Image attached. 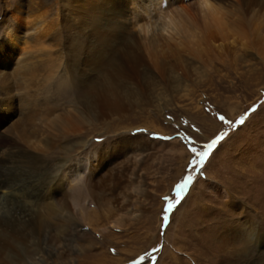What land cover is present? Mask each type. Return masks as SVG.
Listing matches in <instances>:
<instances>
[{
	"label": "rangeland",
	"instance_id": "obj_1",
	"mask_svg": "<svg viewBox=\"0 0 264 264\" xmlns=\"http://www.w3.org/2000/svg\"><path fill=\"white\" fill-rule=\"evenodd\" d=\"M170 1L194 24L144 33L128 0H0V135L11 134L27 175L0 189L14 195L0 200V230L29 190L42 227L22 264H264V20L203 30L198 0ZM230 1L215 2L226 12ZM37 10L57 24L51 49L19 57L8 39L33 44L25 23ZM131 43L146 68L121 57ZM141 136L153 143L138 151L129 140ZM193 146L209 152L202 164ZM67 204L72 212H52ZM224 228H251L261 242L227 254L216 241Z\"/></svg>",
	"mask_w": 264,
	"mask_h": 264
},
{
	"label": "bare ground",
	"instance_id": "obj_2",
	"mask_svg": "<svg viewBox=\"0 0 264 264\" xmlns=\"http://www.w3.org/2000/svg\"><path fill=\"white\" fill-rule=\"evenodd\" d=\"M215 1H223V0H198L197 6L199 8V11L197 13V16L199 17V19L197 20V17H195L197 20V22H195V24L196 23L199 24V25L196 24L197 28L205 30V29L212 27V28H217L216 30H218V29L221 30L226 25H231L232 27L241 31V29L245 25L244 24V18L243 17L241 18V16L248 15L249 13H252V15H254L255 17L256 16L261 17L264 20V0H231L230 4H229L230 10H228L226 12H223L222 7ZM169 2H171V1L170 0H128V2L126 4H127V9L130 6L131 9L133 8V9H136L135 11H139L138 15L140 17H143L140 20L144 23L141 22L142 24L140 26L143 27L144 33H145V31L149 32V29L152 30V32H153V30L155 31L157 29V26H160V28H161L160 32L163 29V31H166L167 34H169L170 32H174V31L176 32L178 30L179 25L181 26V24L193 23L192 19L190 21V18L188 17L189 14L187 15L181 7L178 8L176 6V4L174 3V1H172L173 3L172 2L169 3ZM226 5H227V3H226ZM226 5H225V7H226ZM167 8H171L174 11L169 12L168 11L169 9L167 10ZM37 9H38V7H37ZM35 12H37V14H34L32 11L31 16H33V18L28 20L27 23H25V20L24 21H20V20L16 21V23H18L19 25L23 26V24L25 23L26 26H29L30 30L33 32V35H32V37H33L32 43L33 44H26L25 43V45L23 44V46L19 48V46H18V42L20 40L18 37L19 35L17 36L16 34H14L13 36H11L8 39V42L11 43V46L13 47V49H11L13 54L16 53L19 57H25L27 59H31L33 57L32 53L40 56L42 53L45 54V52H48L47 51L48 49H51L49 47V46H51V44H49V43H53V37H54L53 34L56 33L57 24L54 23V21L51 18H49V15L46 12V10L40 11V13H38L39 12L38 10ZM142 14H145V16H143ZM119 17H121V16H119ZM131 19H133V17ZM136 21H133L132 25H133V23L135 25ZM139 30H140V28H139ZM157 31H159V30H157ZM144 33H142V34H144ZM103 34H100L102 36L101 38L105 39L106 44H109V43L111 44L112 34H109V35H103ZM149 34L147 33L146 36H149ZM237 34H239V33H237ZM143 38L146 41L145 35ZM149 38H151V36ZM149 38H147V40ZM175 39H176V37H175ZM30 41H31V36H30ZM131 45H132V43L130 44L129 47H127L126 49H123L121 51V55H122L121 57L125 58V56H128V58L126 59L127 66L128 67L131 66V68H129V69L130 70L132 69L134 71L135 69H137L139 67H145V66H143L144 62H143L142 58H139V59L137 58V61H135V57H134L135 54L132 55V52L130 53V51H129ZM102 46H104V44ZM106 47L111 48L110 45H106ZM114 49L117 50L118 48H114ZM38 56H35V57H38ZM40 57H42V56H40ZM40 59L41 58H39L38 60L41 61ZM124 64H125V59H124ZM15 66H17V65H15ZM22 66H24V65H22ZM51 68H53V67H51ZM143 71L145 72L146 70H142V72ZM115 73H119V72L115 71ZM24 80H25V78H24ZM24 80H22V81L24 82ZM4 82H6V81H4ZM110 86H112V83L110 84ZM105 88L110 89L109 86L108 87L106 86ZM104 103L109 104L107 101H105ZM6 104H7V102H6ZM9 135H11V134H1L0 135V171L3 170V173H4L2 175L3 177H1L2 180H0L2 183V184L0 183V189L6 187V185L8 184L9 181H11V179L15 180L16 178L19 177L18 181L20 182L22 178L27 177V175L24 174L25 170L23 169L26 166V160L24 162L19 160L20 157H24L25 155L23 154L20 156V155H17L15 151H13L14 145L16 144V142ZM129 141L131 142V145L135 146V148L138 151H141L142 149L148 147L150 144L152 145V143H153V142H149L146 145L144 143V139L142 136L139 138L134 137V138H132V140H129ZM16 164H19V165H16ZM15 166L20 167L19 171L16 170ZM6 170L7 171L10 170L12 172L11 173H10V171L6 172ZM85 172L90 173L92 171H90V169L85 168L82 171V174H80V173L74 174V176L71 178V182L75 183L77 180H79L82 177L83 173H85ZM4 175L6 177H4ZM9 178H11V179H9ZM64 190H66V189L64 188ZM11 194H12V192H7L5 190L0 191V200L4 199L5 202L6 201L12 202V200H10V196H12L13 194L12 195ZM25 195L27 197H24V192H23V195L21 197L22 199L20 200V202H17L16 204L15 203H13V204L9 203V205H11V208H10L11 212L9 211L8 217L3 216L4 217L3 220H5V223H4L5 228L0 230V264H22L23 261L25 260V257H24L25 251L28 248V245L30 244L29 241H31V239L33 238V234H35V232H39L40 229L42 228L40 223L36 219V217L32 216L33 210L30 207V206H32V204H28V202L30 200H28L27 198L28 197L31 198L33 196V193L29 190L28 192L25 191ZM69 197H71V196H69ZM74 197H76V196H74ZM225 197L226 198L228 197L227 193H225ZM55 201H56V199H55ZM53 204H55V203H53ZM74 207L75 208H73V211L79 213V215L83 219L82 216L84 213V207L85 206L81 205L78 202V200L77 201L74 200ZM54 208H56V207L54 206ZM65 210H70V212H72V208L68 204L63 206V207L59 205L57 207V210L52 211V212H55L58 214H63L65 212ZM70 212H69V215H71ZM66 217H64V218L62 217L63 220H65ZM33 218H34V220H33ZM44 222H45V220H44ZM41 223H43V222H41ZM46 223H48V222H46ZM17 225H20V227L17 228ZM225 228L222 231V233L216 235V241H217V244L221 247V250L225 251L227 254H229V253L239 254L241 252L246 254V251L249 248V246L247 244L248 240H250V242H254L255 244H257L258 242H261V238L259 237L258 232L250 230L251 228L248 231H242V233H241V231L237 232L236 230H234V232H233L229 228H227V229H225ZM245 230H246V228H245ZM41 237L39 236V238H41ZM233 243L238 244V245L235 246V244H233Z\"/></svg>",
	"mask_w": 264,
	"mask_h": 264
},
{
	"label": "snow or ice",
	"instance_id": "obj_3",
	"mask_svg": "<svg viewBox=\"0 0 264 264\" xmlns=\"http://www.w3.org/2000/svg\"><path fill=\"white\" fill-rule=\"evenodd\" d=\"M219 119H220L221 121L225 122V123H230L229 121L226 120V118H225L223 115H221V116L219 117ZM219 139H222V137H218L217 139H213L211 143H208V144L206 145V148H207L208 150L213 149V148L217 145ZM190 143H194V142H190ZM189 151L192 153V155H193L194 157H197V158H198L199 163H201V164L204 162L205 158H206V157L208 156V154H209L208 151H198L197 148L194 147V146H193V147H190V148H189ZM190 181H191V177L189 176L187 179H185V181H184L183 184H180V185L177 186V189H176V194H177V196L180 195V192H181V191H182V190L188 185V183H189ZM165 199H167V198H165ZM172 210H173V205H172V203L169 202V203L167 204V208L164 209V211H165V212H171ZM168 219H169V217H168L167 215H164V216H163V220H164L165 222H167ZM141 259H143V257H141Z\"/></svg>",
	"mask_w": 264,
	"mask_h": 264
}]
</instances>
